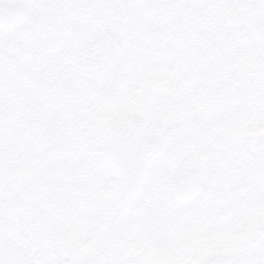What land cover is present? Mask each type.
<instances>
[{
    "label": "snow or ice",
    "instance_id": "1",
    "mask_svg": "<svg viewBox=\"0 0 264 264\" xmlns=\"http://www.w3.org/2000/svg\"><path fill=\"white\" fill-rule=\"evenodd\" d=\"M0 264H264V0H0Z\"/></svg>",
    "mask_w": 264,
    "mask_h": 264
}]
</instances>
